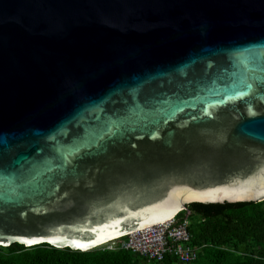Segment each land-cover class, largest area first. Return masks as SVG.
Wrapping results in <instances>:
<instances>
[{"label":"water","instance_id":"obj_1","mask_svg":"<svg viewBox=\"0 0 264 264\" xmlns=\"http://www.w3.org/2000/svg\"><path fill=\"white\" fill-rule=\"evenodd\" d=\"M262 200L264 0H0V246Z\"/></svg>","mask_w":264,"mask_h":264},{"label":"trees","instance_id":"obj_2","mask_svg":"<svg viewBox=\"0 0 264 264\" xmlns=\"http://www.w3.org/2000/svg\"><path fill=\"white\" fill-rule=\"evenodd\" d=\"M189 212L191 243L200 247L189 264H264V200L260 202L198 203ZM199 261V263H198ZM201 261V262H200ZM0 264H176L166 256L148 261L129 249L100 246L87 251L56 248L42 243L30 247L16 242L0 246Z\"/></svg>","mask_w":264,"mask_h":264},{"label":"built area","instance_id":"obj_3","mask_svg":"<svg viewBox=\"0 0 264 264\" xmlns=\"http://www.w3.org/2000/svg\"><path fill=\"white\" fill-rule=\"evenodd\" d=\"M177 214L168 220L130 231L115 239L118 240L116 244L104 248L129 249L148 261L160 262L170 256L176 264H189L198 257L200 247L191 243L189 212L182 219H177Z\"/></svg>","mask_w":264,"mask_h":264},{"label":"rangeland","instance_id":"obj_4","mask_svg":"<svg viewBox=\"0 0 264 264\" xmlns=\"http://www.w3.org/2000/svg\"><path fill=\"white\" fill-rule=\"evenodd\" d=\"M118 242V240H115V241H113V242H109V243H107L106 245H102V246H100V247H102V248H104L105 246H107V245H114V244H116ZM201 262V261H200ZM198 263H199V261H198ZM197 264V263H196Z\"/></svg>","mask_w":264,"mask_h":264},{"label":"snow or ice","instance_id":"obj_5","mask_svg":"<svg viewBox=\"0 0 264 264\" xmlns=\"http://www.w3.org/2000/svg\"><path fill=\"white\" fill-rule=\"evenodd\" d=\"M27 243H34V241H28Z\"/></svg>","mask_w":264,"mask_h":264},{"label":"bare ground","instance_id":"obj_6","mask_svg":"<svg viewBox=\"0 0 264 264\" xmlns=\"http://www.w3.org/2000/svg\"><path fill=\"white\" fill-rule=\"evenodd\" d=\"M176 212H177V211H176ZM176 212H175V213H176ZM175 213H174V214H175ZM174 214H173V215H174ZM173 215H172V216H173ZM172 216H171V217H172Z\"/></svg>","mask_w":264,"mask_h":264},{"label":"clouds","instance_id":"obj_7","mask_svg":"<svg viewBox=\"0 0 264 264\" xmlns=\"http://www.w3.org/2000/svg\"><path fill=\"white\" fill-rule=\"evenodd\" d=\"M124 235H125V234H124ZM124 235H123V236H124ZM121 237H122V236H121ZM100 246H101V245H100ZM97 247H98V246H97Z\"/></svg>","mask_w":264,"mask_h":264}]
</instances>
